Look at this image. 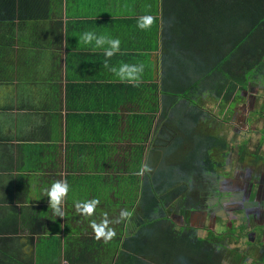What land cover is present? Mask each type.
<instances>
[{"label": "crops", "instance_id": "1", "mask_svg": "<svg viewBox=\"0 0 264 264\" xmlns=\"http://www.w3.org/2000/svg\"><path fill=\"white\" fill-rule=\"evenodd\" d=\"M183 7L179 0H0V257L10 252L14 255L3 259L35 261L41 239L51 236L45 225L57 219L63 236L67 224H80L81 218L73 220L79 213L86 223L75 235L107 241L108 230L116 228L117 216L125 210L116 202L118 184L102 189L95 179L100 171L90 168V175L83 176L82 165L124 161L123 150L108 154L105 145H129L121 135L128 118L146 114L139 109L140 97L133 99L137 109L130 110L131 86L154 85L161 97L166 75L178 70L174 64L187 45L181 46L183 41L168 27L170 19L183 16ZM149 15L153 24L140 29L138 21ZM88 31L118 38L120 50L108 58L102 48L83 44L80 37ZM197 45L190 52L196 53L191 72ZM122 64L144 65L138 83L122 81L110 70ZM141 96L146 97L145 90ZM200 98L207 107L215 100L209 92ZM161 113L160 108L149 115ZM85 157L94 160L84 163ZM81 179L88 182L83 193L96 190L87 197L107 196L111 204H99L91 214L78 205L73 208L77 216H69L68 192L61 205L64 215L58 217L47 189L63 180L79 194ZM88 215L93 216L85 219ZM4 240L11 244L8 251Z\"/></svg>", "mask_w": 264, "mask_h": 264}, {"label": "trees", "instance_id": "2", "mask_svg": "<svg viewBox=\"0 0 264 264\" xmlns=\"http://www.w3.org/2000/svg\"><path fill=\"white\" fill-rule=\"evenodd\" d=\"M179 1L183 16L170 19L168 27L172 36L183 41L181 46L187 45L178 58L174 56L178 70L166 75L161 97L154 85L131 86L130 110L137 109L133 99L140 97L139 109L146 114L128 118L121 135L129 145H105L108 154L123 150L125 159L91 167L100 171L95 179L102 189L112 190V184H118L116 202L129 215L117 216L114 235L104 243L95 237L78 238L80 224L72 223L63 236L41 239L39 255L45 264H226L224 240L235 229L227 227L221 234L209 230L201 236L197 228L176 224L171 214L206 210L209 203L218 210V185L228 164L230 143L207 131L215 115L200 97L209 92L212 102L222 97L223 103L233 97L234 110L246 98L243 93L251 88L257 93L264 83V0ZM193 43L198 44V55L191 72V58L196 55L190 53ZM187 73H191L188 78ZM160 108L159 117L149 115ZM102 200L105 205L112 201L107 196ZM223 220L216 217V225ZM103 250L104 255L99 254Z\"/></svg>", "mask_w": 264, "mask_h": 264}, {"label": "rangeland", "instance_id": "3", "mask_svg": "<svg viewBox=\"0 0 264 264\" xmlns=\"http://www.w3.org/2000/svg\"><path fill=\"white\" fill-rule=\"evenodd\" d=\"M262 87H264V83L261 82L257 93H254L252 90L250 92V95L252 96L247 97L248 99L244 98L240 102L236 103V105L234 106V108H236V112H233V108H230L229 103H223L222 102L223 100L208 102L212 115H215L214 116L215 120L211 122L210 127H208L207 131L209 133H212V134L216 133V134H220L221 136L225 137L231 146L230 152H232V154L226 160V162L228 163L227 167L223 168L224 173L228 175H226V177L223 178V183H224V179H228L230 176H233L234 174H238V173L241 174V176H243L242 179H239V182L242 181L241 184H243L244 182L246 184L247 182L249 183L250 180L247 178L250 177L251 175L252 171L250 170L255 171L256 167L254 166L252 167L250 158L247 156L248 154H244V153L246 152L250 153L251 151L253 152L258 148V152L260 153V155L262 153L264 154V88ZM203 101H204L203 103L205 104L207 103L206 100H203ZM257 145L258 147L255 149V146ZM242 146H245L246 148L244 153H240V148ZM89 160L93 161L94 159L85 157L84 163H87ZM91 167L92 166L84 167L82 165V170L84 173L83 176L90 175V173H88L89 172L88 169H90ZM253 175L256 177V179L260 177L259 176L260 173L257 174V172H255ZM87 183L88 182H86L84 179H81L77 182L78 186L81 185V193L79 194L74 193V191L77 190V187L75 189H73L74 188L73 187L71 191H68L70 194H68L65 198L68 201L67 202L68 212L66 215H69V216L75 215V211L73 210L75 206L80 205L82 207L84 203L92 201V200L97 201L95 206L105 203L104 200H102V198H98L97 196L87 197V195L91 194V192L95 193L96 190L83 193L85 189L82 188V186L84 187ZM89 183H91V181ZM262 184L264 186V183ZM239 187L240 186H238V188ZM247 187L248 186L245 185V188L243 191H245ZM243 191L241 190V193H243ZM71 192L73 193L71 194ZM262 198L264 199V193L262 194ZM262 201L264 202V200ZM136 205H134L133 207H135ZM5 211L7 213L10 212L9 209H6ZM211 213H212L211 216H209L207 213L200 214L197 220L192 221L193 224H191L192 222H189L191 218V213H189L186 210L182 211V213L171 214V216L173 215L174 218H177L175 222L178 225L181 224V221H182L181 218H183L185 221L187 220L186 224L188 226L194 225V227L198 228L197 233L201 236L207 233V232H203L202 230L203 227L216 229V232L220 234L223 232V230L226 229L225 226L233 227L235 229L233 236L232 237L229 236L227 239L224 240L225 242L222 241L225 244H227V248L225 249V253L223 255L224 263L226 264H256L257 257L259 256L257 254V249H258L257 244L258 243L256 244V241L254 239L251 240L248 238H244V237H247L245 233L249 232L248 228H245V231H244L245 233L243 234V236L241 235L242 231L240 232L239 229H236V226L240 225L243 221H244V224H246L245 222L247 221H246L245 216H243V214H240L241 216L240 217L239 215L235 214V216L237 217L233 218V214H231V215H228V217H224L225 211L223 210L222 211L219 210V211H215ZM217 214L220 215L221 218L224 219V221H219L220 223H218L217 226L214 225V222H207L209 220V217L214 218V215L216 216ZM242 216H243V219H242ZM78 217L79 219L81 218L79 220L80 224L84 222V220L82 219L83 216L80 213L73 220H77ZM1 219L2 218L0 217V222H1ZM97 219L99 218L97 217ZM56 220L57 219H55V221ZM232 220L235 223H231ZM55 221L53 222L50 221L48 225H45L48 227L47 232L48 233L50 232L51 236H56L60 233V231L57 228V226L60 223L58 222L56 223ZM126 221H128V223L130 224L129 220L126 219ZM255 229H256L257 234L261 235L259 232V227L257 226ZM9 236L11 235L9 234ZM7 238H10V237L7 236ZM10 246H11L10 242L7 241L4 246V249L8 251ZM8 254L14 255L13 253H10V252H8L7 254L5 253V255L7 256L0 257V264H45L47 263L45 258L39 255V252H37V254L35 255V258H36L35 261L30 260L26 262L21 261L15 256H12L13 258H10L9 260L3 259L5 257H8L9 256ZM46 254L47 253H45L44 255ZM62 264H67V263L64 262Z\"/></svg>", "mask_w": 264, "mask_h": 264}, {"label": "flooded vegetation", "instance_id": "4", "mask_svg": "<svg viewBox=\"0 0 264 264\" xmlns=\"http://www.w3.org/2000/svg\"><path fill=\"white\" fill-rule=\"evenodd\" d=\"M252 90L254 93H256V91L252 88L250 91L243 93L245 94L246 98L249 96H252L250 95V92ZM229 104L231 105V101L229 102ZM233 112H236V108H234ZM242 147H245V146H242ZM257 147L258 145L255 146V149ZM241 148H240V153H241ZM245 150L246 148L244 149L243 153L245 152ZM231 154L232 152L229 153V157ZM244 154H248L247 156L250 158L252 167L253 166L256 167L255 171L253 170H250V171H252L253 174L255 172H257V174L260 173L259 175L260 177L256 179V177L251 172L250 177L247 178L250 180V182L249 183L247 182V184L245 182L241 184L242 181L239 182V179H242L243 176H241V174L238 173V174H234L233 176H230L228 179H224V183H223V178H225L226 175H228L223 172L222 174L225 176L221 174L220 181H219V190L221 194H220L219 199L216 201L217 204L219 205L218 210L213 209L211 206V203H209L208 205L209 207L206 210L188 211L189 213H191V218L189 222L197 220L198 216L202 213H207L209 216H211L212 215L211 212H215L219 210L225 211L224 217H228V215L233 214V218H236L237 216H235V214L239 216L240 214H243L247 222H245L246 224H244V221H243L240 225L236 226V229H239L240 232L242 231L241 235L243 236V234L245 233L244 232L245 228H248L249 232L245 233L247 237H244V238H248L251 240L254 239L256 241V244L258 243L257 244L258 245L257 254L259 256L257 257L256 264H261V263L264 264V202L262 201L264 200L262 198V194L264 193V186L262 184L264 183V154L262 153L261 154L262 156H261L260 153L258 152V148L253 152L252 151L250 153L246 152ZM245 185L248 187L247 189H245V191H243L245 188ZM238 186L240 187L238 188ZM241 190L243 191V193H241ZM243 216H242V219H243ZM216 217H219V215L218 214L216 216L214 215V218L209 217V220L207 222H214V225H216L217 223V222L215 223ZM172 219L175 221L177 220V218H174V216L172 217ZM181 220L182 221L180 225L184 226L187 220L185 221L183 218H181ZM231 223H235V222L232 220ZM191 224H193V222ZM257 226L259 227V232L261 235H258L256 232L255 228ZM191 227L196 228L194 227V225H191ZM227 227H229L230 229H234L233 227L225 226V228ZM202 230L203 232H207L209 230L215 231V229L213 228H206V227H203ZM232 236H233V233L230 235V237ZM6 242L7 240H4L1 243L3 246H5ZM0 253L3 254L1 251Z\"/></svg>", "mask_w": 264, "mask_h": 264}, {"label": "clouds", "instance_id": "5", "mask_svg": "<svg viewBox=\"0 0 264 264\" xmlns=\"http://www.w3.org/2000/svg\"><path fill=\"white\" fill-rule=\"evenodd\" d=\"M153 24L152 16H144L138 21V27L142 30H147ZM80 41L85 45H93L94 48H102L104 50L105 57H112L116 52L120 50L121 41L118 38H111L106 35H97L95 32L88 31L82 34ZM107 66V65H106ZM116 77L122 81H128L129 83H138L141 74L144 71V65H129L122 64L118 68L112 67L110 69ZM69 191V185L67 181L59 180L52 183L51 187L47 189V196L49 197V203L51 204L53 213L58 217L64 215L62 211V202L64 197ZM97 201L92 200L83 204V210L91 214L95 208ZM129 215L127 212H121V217ZM103 234V232L99 233ZM114 233L109 230L107 237H111Z\"/></svg>", "mask_w": 264, "mask_h": 264}]
</instances>
